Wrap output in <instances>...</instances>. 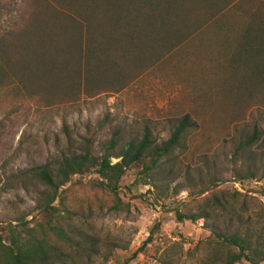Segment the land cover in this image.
Here are the masks:
<instances>
[{
	"label": "rangeland",
	"instance_id": "obj_1",
	"mask_svg": "<svg viewBox=\"0 0 264 264\" xmlns=\"http://www.w3.org/2000/svg\"><path fill=\"white\" fill-rule=\"evenodd\" d=\"M98 1L0 0L6 62L18 66L28 50L47 52L31 64L42 72L50 58L68 59L60 54L67 46L75 64L71 42L77 32L65 28L67 20L82 24L84 61L90 29L82 8ZM211 2L184 20L187 38L160 63H153L150 52L140 58L130 53L129 61L113 71L115 76L102 74L99 67L75 90L61 93L48 92L41 73L32 71L31 97L2 94L0 224L40 218L39 186L22 174L58 148L87 139L99 149L114 133L121 145L145 131L160 144L185 115L195 127L172 155L173 173H165V183L147 185L141 169H132L120 184L123 206L117 210L112 198L96 187L101 179L95 174L75 175L62 188L67 205L80 214L73 223L97 240L96 254L87 258L67 249L70 257L64 264H206L209 230L202 220L179 222L176 210L193 209L195 200L214 190L254 196L264 210V198L258 195L264 187V0ZM46 34H52L55 45L34 43L35 38L46 40ZM253 135L254 143L240 149ZM248 169L255 178L240 180ZM202 190L211 191L200 196ZM248 207L244 220L256 213L255 206Z\"/></svg>",
	"mask_w": 264,
	"mask_h": 264
},
{
	"label": "trees",
	"instance_id": "obj_2",
	"mask_svg": "<svg viewBox=\"0 0 264 264\" xmlns=\"http://www.w3.org/2000/svg\"><path fill=\"white\" fill-rule=\"evenodd\" d=\"M196 1L100 0L81 7L83 20H87L85 27L90 29L86 41L89 44L85 52L87 58L83 61L82 24H78L77 20H67L65 28L77 32L71 42L75 50V64L69 61L72 53L64 46L60 54L68 59L60 62L58 56L57 60L50 58L43 63L42 72L36 71L32 62L36 57L48 56L47 52L42 54L39 50H28L20 56L19 67L11 66L6 62L9 58L5 47L0 44V101L2 94L18 97L25 93L21 98L31 97L32 71L41 73L48 92L61 93L68 89L75 90L82 80H89L97 73L99 67L102 74L115 76L113 71L117 72L121 63L129 61L130 53L140 58L142 54L150 52L148 55L153 63H160L187 38L189 28L184 20H188L199 8H209L213 3L210 0L201 6ZM50 35L46 34V40L35 38L34 43L53 46L56 42ZM23 60H27L25 64ZM94 61L96 64L92 67L90 63ZM83 64L84 78L80 72ZM63 72H67L65 77L61 76ZM36 77L34 75L32 79ZM26 78H30L29 81ZM194 127L195 124L185 115L176 121L169 138L160 144L152 139L149 131L121 145L118 134L114 133L99 149L87 139L81 144L68 143L65 148H58L44 163L23 172L22 176H29L39 186L36 210L40 218L33 217L26 223L24 218H20L6 225L0 224V264H64L70 257L65 253L67 249L87 258L96 254L97 240L73 223L80 214L77 209L67 205L62 188L75 175L95 174L101 179L96 187L112 198L114 210L120 209L123 205L118 193L127 172L141 169L149 180L147 185L153 187L165 183V173H173L172 155L181 148ZM254 139L255 135L242 143L240 149L250 147ZM253 178L255 175L248 169L240 180ZM209 191L202 190L200 196ZM258 195L264 198V187ZM249 205L255 206L256 213L254 219L246 217L244 220ZM175 213L179 222L202 220L209 230L211 240L206 243V264L264 262V210L254 196L237 190H214L200 201L195 200L193 209L185 212L176 210Z\"/></svg>",
	"mask_w": 264,
	"mask_h": 264
}]
</instances>
